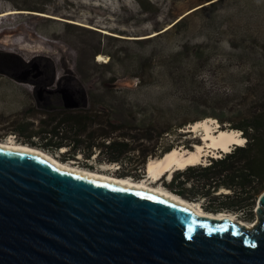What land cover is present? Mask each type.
<instances>
[{
  "label": "rangeland",
  "instance_id": "obj_1",
  "mask_svg": "<svg viewBox=\"0 0 264 264\" xmlns=\"http://www.w3.org/2000/svg\"><path fill=\"white\" fill-rule=\"evenodd\" d=\"M9 8L29 10L0 15V141L8 142L13 138L20 144H29L21 141H29L27 134L40 127V109L55 103L48 96L49 90L67 86L80 100V80L92 85L112 76L104 72L101 63L114 60L111 72L117 82L137 87V93L149 95L163 107L169 94L182 102L188 99L189 95L183 91L167 92L166 86L172 80L167 71L179 58L186 59V55L202 60L200 67L190 73L192 79L207 86L215 83L214 94L229 92L231 83L224 71L219 67L211 68L223 64L224 40L234 34L226 27L219 28L218 32L208 23L210 19L228 18L236 28L250 27L251 32L259 28V34H264V0H0V14ZM257 9H261L260 12H256ZM182 17L180 24L172 26ZM239 34L240 31L235 36ZM135 39L143 41L134 42ZM183 46L187 47L186 53L173 58L172 53ZM230 60L228 65H237L232 57ZM27 64L31 69L30 73H25L28 81L15 79L12 73H23ZM33 64H38L39 68ZM137 65L143 71H137ZM59 94L58 103L63 104L62 93ZM28 105L32 107L26 113ZM185 119H190L191 123L168 136V140L174 142L173 148L194 149L202 141L203 128L193 130L192 123L207 119L213 131L222 128L203 106L189 110L180 121ZM24 123L27 129H22ZM42 149L61 161L85 168H88L86 164H92L93 168H89L92 170L117 174L123 168L119 162H99L95 155L85 159L82 152H77V159L63 160L62 152L66 147ZM226 152H220L217 157ZM211 157L217 158L208 152L206 160L199 164L210 163ZM143 176L144 173L140 178ZM170 178L165 175L158 183L172 190L167 185ZM230 192V188L222 187L213 194ZM185 198L198 201L202 206L207 202L203 196ZM257 200L251 214L250 211L230 212L239 219L254 221Z\"/></svg>",
  "mask_w": 264,
  "mask_h": 264
},
{
  "label": "water",
  "instance_id": "obj_2",
  "mask_svg": "<svg viewBox=\"0 0 264 264\" xmlns=\"http://www.w3.org/2000/svg\"><path fill=\"white\" fill-rule=\"evenodd\" d=\"M28 65L12 76L28 81ZM49 92L81 104L70 87ZM255 210L250 228L0 146V264H264V190Z\"/></svg>",
  "mask_w": 264,
  "mask_h": 264
},
{
  "label": "trees",
  "instance_id": "obj_3",
  "mask_svg": "<svg viewBox=\"0 0 264 264\" xmlns=\"http://www.w3.org/2000/svg\"><path fill=\"white\" fill-rule=\"evenodd\" d=\"M183 18L172 26L180 24ZM208 23L218 32L226 27L234 34L224 40L223 64L211 68L224 71L231 83L228 93L214 94L215 83L207 86L192 79L190 73L200 67L202 60L186 55V59L179 58L167 71L172 80L166 86L167 92L183 91L189 95L188 99L182 102L169 94L162 107L149 95L137 93V87L117 82L111 72L112 60L101 63L104 72L112 76L92 85L85 80L78 82L80 106L65 107L58 103L59 93H49L55 103L40 109V127L27 134L29 141L21 142L53 150L66 147L63 160L77 159V152H82L85 159L95 155L99 162H119L123 168L118 175L139 179L150 158L160 157L173 148L174 142L168 136L191 123L190 119L180 121L182 115L203 106L219 121L220 127L241 130L247 140L221 157H211L208 164H191L175 170L167 185L183 197L203 196L207 199L203 203L206 211H250L251 214L264 190V34H259V28L253 29L254 32L250 27L236 28L228 18L223 21L212 18ZM239 31V36H235ZM186 49L183 46L174 51L172 57L186 53ZM231 57L236 66L228 65ZM141 69L136 66L137 71ZM31 107L28 105L25 112L29 113ZM21 127L27 129V124ZM32 137L37 140H31ZM86 165L93 168L92 164ZM222 187L232 192L213 194Z\"/></svg>",
  "mask_w": 264,
  "mask_h": 264
},
{
  "label": "bare ground",
  "instance_id": "obj_4",
  "mask_svg": "<svg viewBox=\"0 0 264 264\" xmlns=\"http://www.w3.org/2000/svg\"><path fill=\"white\" fill-rule=\"evenodd\" d=\"M29 10H19L9 8L3 11L0 15H9L14 13L26 12ZM78 22V21H77ZM108 32V30H105ZM199 126L203 128L201 132L202 141L195 145L194 149H180L174 147L169 151L165 152L160 157L150 158L147 162V175L143 176L140 179L133 178L131 176H117L116 174L107 173L99 170H92L89 168L82 167L80 165H75L71 162H65L57 159L52 156L46 150L32 146L29 144H20L10 140L8 142L0 141V146L18 150L30 151L36 154H39L57 166L68 169L74 172L82 173L88 176H93L105 180H112L114 182L120 183L125 186H130L139 189H145L163 196H166L175 201L181 202L184 205H187L199 214L210 216L213 218H229L232 221H238L247 227L252 228L257 219L254 221H245L239 219L237 215L229 211H219V212H210L206 211L203 206L198 201L189 200L183 196L169 190L164 187L162 183H158L159 180L165 175H168V179L173 175L175 170L183 169L191 164L202 163L208 152H212L216 157L220 156V152L229 151L232 145L243 144L246 138L242 136L240 130L235 129H223L220 128L218 131H213L212 126L209 120L204 119L196 123H192L190 127H193V130H196ZM172 178V177H171ZM170 178V179H171Z\"/></svg>",
  "mask_w": 264,
  "mask_h": 264
},
{
  "label": "flooded vegetation",
  "instance_id": "obj_5",
  "mask_svg": "<svg viewBox=\"0 0 264 264\" xmlns=\"http://www.w3.org/2000/svg\"><path fill=\"white\" fill-rule=\"evenodd\" d=\"M1 65H3V64H1Z\"/></svg>",
  "mask_w": 264,
  "mask_h": 264
}]
</instances>
